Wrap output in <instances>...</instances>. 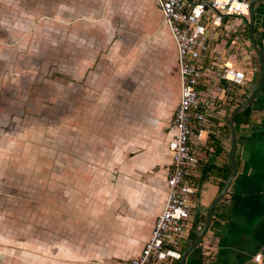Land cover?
<instances>
[{
  "label": "crops",
  "instance_id": "crops-1",
  "mask_svg": "<svg viewBox=\"0 0 264 264\" xmlns=\"http://www.w3.org/2000/svg\"><path fill=\"white\" fill-rule=\"evenodd\" d=\"M251 2V14L234 21L232 39L217 46L225 60L243 55L239 65L246 82L227 88L232 100L204 137L198 191L181 251L194 241L208 206L229 184L212 208L198 246L186 254L183 264H250L251 257L264 250V0ZM249 23L253 42L261 50L263 76L245 112L233 119L232 174L227 120L251 96L249 89L259 84L260 76ZM159 34L171 66L160 72L156 99L145 97L142 103L136 97V77L132 84L131 75L122 76L114 53L102 52L103 43L95 51H86V36H64L68 48L63 50L65 63L59 73L67 78L65 113L57 122L65 124V134L57 130L56 136L52 127V131L41 130L35 113L30 128L3 136L11 143L0 144L1 202L32 203V210H0V264H127L138 254L165 202L166 128L179 100L175 45L163 21ZM74 39L81 43L77 48L70 45ZM10 42H15L17 55L33 53L21 50L23 41L18 36ZM56 52V48L50 52L54 58ZM84 93L91 100L90 115L85 113ZM165 94L172 106L161 115ZM21 117L23 122L27 116ZM43 138L48 141L45 150ZM106 152L112 154L111 164L104 162ZM204 245L209 247L207 255Z\"/></svg>",
  "mask_w": 264,
  "mask_h": 264
},
{
  "label": "rangeland",
  "instance_id": "rangeland-1",
  "mask_svg": "<svg viewBox=\"0 0 264 264\" xmlns=\"http://www.w3.org/2000/svg\"><path fill=\"white\" fill-rule=\"evenodd\" d=\"M39 21L40 26L37 25ZM161 24V15L150 0H0V144L3 141L11 143V139L3 136H16L15 132L23 127L30 128L35 113L41 119V130H53L56 136L58 131L65 134L62 131L65 124L57 122L65 113L67 78L59 73L65 63L63 50L66 45L68 48L65 35L86 36L83 44L86 51H95L103 43L102 52L107 55L111 50L114 53V64L122 76L131 75L132 84L136 77L139 101L145 97L156 99L161 91L160 72L171 66L167 45L160 44L163 40L159 37ZM16 36L23 41L21 50H30L33 55H17L15 42H10ZM70 45L77 48L81 43L74 39ZM54 48L56 58L50 53ZM23 51L20 53L24 54ZM91 65L95 67V63ZM83 96L88 103L85 113L90 115L89 94L87 98L85 93ZM163 98L161 115L169 112L172 106L166 94ZM22 113L27 116L23 122ZM106 130L105 137L108 136ZM99 131L102 130L99 128ZM45 134L48 137V133ZM41 145L43 150L47 148V138H43ZM112 158V154L107 153L104 162L111 164ZM20 190L24 192L22 186ZM0 210H32V203L0 200Z\"/></svg>",
  "mask_w": 264,
  "mask_h": 264
},
{
  "label": "built area",
  "instance_id": "built-area-1",
  "mask_svg": "<svg viewBox=\"0 0 264 264\" xmlns=\"http://www.w3.org/2000/svg\"><path fill=\"white\" fill-rule=\"evenodd\" d=\"M153 4L175 45L179 100L166 128L165 202L138 254L127 264H174L179 260L198 191L204 137L210 134L213 121H219L223 106L232 100L227 88L246 82L239 65L243 55L225 60L217 46L232 39L234 21L248 16L249 0H153ZM204 246L207 255L209 247ZM250 264H264V250L254 254Z\"/></svg>",
  "mask_w": 264,
  "mask_h": 264
},
{
  "label": "water",
  "instance_id": "water-1",
  "mask_svg": "<svg viewBox=\"0 0 264 264\" xmlns=\"http://www.w3.org/2000/svg\"><path fill=\"white\" fill-rule=\"evenodd\" d=\"M251 4H252V2L249 3V12H250V14H251ZM248 28H249V40H250V43H251V47L254 50V52L257 55L258 60H259L260 76H259V84L257 86L251 85V88L249 89V91L252 93L251 96L243 104H241L238 108H236L230 114V116L228 117V120H227V126H228V129H229L230 134H231V150H230V154H229V164H230V166L232 168V174L235 171L234 164H233V151H234V130H233V126H232L233 119L251 101L253 95L255 94L256 90L258 89V87L260 86V84L262 82V76H263V64H262V54H261V50L257 49L256 46H255V44H254V42H253L252 33H251V30H250V28H251V24L250 23L248 25ZM228 184H229V181L226 182V184L222 188L221 192L214 198V200L208 206L207 211L205 213L204 223H203L202 227L197 230V235H196V238L194 239V241L187 248H185L181 252V256L179 258L178 264H183L184 258L186 256V254L188 252H190L191 250L195 249L198 246V244H199V242H200V240H201V238H202L205 230L208 227L209 220H210V214H211L212 208L220 200V198L224 194V191L226 190V187L228 186Z\"/></svg>",
  "mask_w": 264,
  "mask_h": 264
},
{
  "label": "trees",
  "instance_id": "trees-1",
  "mask_svg": "<svg viewBox=\"0 0 264 264\" xmlns=\"http://www.w3.org/2000/svg\"><path fill=\"white\" fill-rule=\"evenodd\" d=\"M245 110H246V109H244V110L242 111V113H244V112H245Z\"/></svg>",
  "mask_w": 264,
  "mask_h": 264
}]
</instances>
